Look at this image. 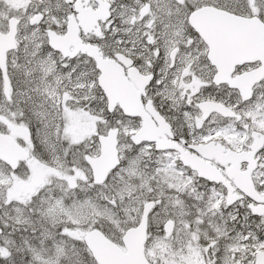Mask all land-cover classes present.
<instances>
[{"label":"snow or ice","instance_id":"6c2138e0","mask_svg":"<svg viewBox=\"0 0 264 264\" xmlns=\"http://www.w3.org/2000/svg\"><path fill=\"white\" fill-rule=\"evenodd\" d=\"M0 264H264V0H0Z\"/></svg>","mask_w":264,"mask_h":264}]
</instances>
